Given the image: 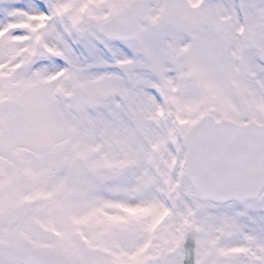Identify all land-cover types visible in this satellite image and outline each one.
<instances>
[{"label":"snow or ice","instance_id":"snow-or-ice-1","mask_svg":"<svg viewBox=\"0 0 264 264\" xmlns=\"http://www.w3.org/2000/svg\"><path fill=\"white\" fill-rule=\"evenodd\" d=\"M0 264H264V0H0Z\"/></svg>","mask_w":264,"mask_h":264}]
</instances>
